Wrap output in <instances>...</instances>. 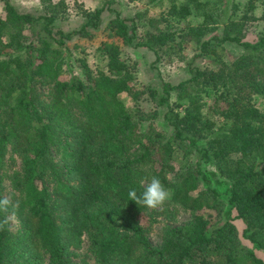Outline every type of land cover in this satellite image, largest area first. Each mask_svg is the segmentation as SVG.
Segmentation results:
<instances>
[{"label":"trees","instance_id":"trees-1","mask_svg":"<svg viewBox=\"0 0 264 264\" xmlns=\"http://www.w3.org/2000/svg\"><path fill=\"white\" fill-rule=\"evenodd\" d=\"M166 1L169 14L186 18L196 13L203 21L186 32L198 47L189 64L192 76L175 86L162 82L161 95L135 86L116 41L134 45L136 25L116 11L103 28L113 40L97 48L106 60L105 71L93 72L84 58L77 60V74L68 71V42L73 35L91 37L89 29L98 31L114 0L84 11L82 25L67 33L54 31L65 14L63 2L32 15L3 1L0 199L6 198L7 180V215L15 217L18 228L12 233L9 220L0 229V264H74L71 249L84 236L98 264H264L254 252L264 251V109L252 102L254 96L264 100V35L254 43L242 36L256 4L262 6L264 21V0H246L245 13L207 39L220 16L209 8L210 1ZM171 36L158 33L135 45L156 55L155 47ZM223 43L240 47L241 54L224 61L217 51ZM204 56L213 69L192 66ZM211 90L205 113L203 95ZM172 92L174 106L169 103ZM122 94L133 100L148 95L164 106L169 137L133 118ZM176 149L184 157L199 155L228 180L226 204L199 164L174 159ZM8 154L20 161V169L11 174L4 173ZM152 177L170 190L171 204L191 215L187 224L166 228L158 246L147 237L148 208L128 195L131 190L139 195L141 180ZM225 208L230 218L222 220ZM4 216L0 213V220ZM234 220L242 222V238L252 249L241 243Z\"/></svg>","mask_w":264,"mask_h":264},{"label":"rangeland","instance_id":"rangeland-1","mask_svg":"<svg viewBox=\"0 0 264 264\" xmlns=\"http://www.w3.org/2000/svg\"><path fill=\"white\" fill-rule=\"evenodd\" d=\"M3 1L10 3L17 11L21 13H29L32 15H40L49 11L52 5L63 2L61 8L65 14L56 22L54 31H62L64 33L78 29L82 23V13L84 11H92L101 7L103 0H0V10L3 6ZM210 1V9L214 14H220L219 18L215 19L216 24L209 28L204 39L210 38L214 34L221 33L223 25L230 20H236L245 13L246 0H205ZM184 0H179L178 4H182ZM236 5V9L232 8ZM169 3L166 0H161L156 3H150L147 0H114L111 5L112 11L104 12L100 19V27L98 31L89 29L91 37L72 36L68 46L72 52V61L68 71L73 74L79 72V58H84L89 68L94 72L96 70L105 71L106 60L97 48L102 42H111L107 33L103 28L107 23L114 18V11L118 12L123 19L134 20L136 25V39L134 45L126 46L121 41L118 42L121 51V58L132 71L134 84L138 88H150L157 95H161L160 85L162 82H167L172 86L188 80L192 73L190 72L189 64L194 56L198 53L196 42L187 35L188 27H196L203 18L200 14H191L186 18H179L169 14ZM60 9V7H59ZM249 19L242 28V36L244 41L254 43L260 36L264 35V21L261 19L263 15L262 6L256 4L254 10L250 13ZM211 27V26H210ZM158 33L172 35L171 40H167L164 45H157L156 55L153 51L145 47H137L136 43L145 42L151 36H157ZM224 61L230 60L232 57L241 54V48L232 43H223L217 47ZM192 66L201 69H213L214 65L210 63L209 57L194 59ZM214 91H209L203 95L204 112L206 113L208 106L214 96ZM120 99L125 104L127 110L133 118H140L143 126L151 125L157 131H160L165 136L169 137L170 127L164 119L166 108L158 105L156 100L151 99L148 95L142 96L138 100L131 99L127 94H122ZM253 104L260 110L264 109V100L261 97L254 96ZM170 105L174 106L176 102L175 92H172L169 99ZM214 121L220 124L221 120L217 117ZM183 151L176 149L173 157L182 165L199 164L202 171L209 177L210 186L215 189L220 195L221 200L226 204L225 191L229 187V182L221 176L216 168L211 163L200 161L199 155L193 153L184 157ZM7 166L4 173L11 174L20 169V161L14 156L8 154L6 156ZM150 181H145V184ZM204 186L201 185L200 189ZM11 192L9 181L3 183V195L8 198ZM148 212L151 218V225L147 232V237L152 246H158L162 241V234L166 228L180 227L187 224L191 215L188 211L181 209L168 202L161 208L149 209ZM230 218L227 208L222 214V220ZM11 232L15 233L18 228L17 220L14 216L10 217ZM238 236L241 243L249 249L251 245L242 238L243 224L240 220H234ZM72 261L74 264H98L92 255L89 247V241L84 236L82 244L71 249ZM257 257L264 261V251L254 250ZM47 261L45 260L46 264Z\"/></svg>","mask_w":264,"mask_h":264},{"label":"clouds","instance_id":"clouds-1","mask_svg":"<svg viewBox=\"0 0 264 264\" xmlns=\"http://www.w3.org/2000/svg\"><path fill=\"white\" fill-rule=\"evenodd\" d=\"M141 184L144 185L143 191L138 195L135 190L129 192V199L134 201L137 205H143L149 209L161 208L171 198V192L165 188L158 177H152L150 182L145 184L144 180H141ZM11 206V202L7 198L0 199V213H4V219L0 220V229H3L9 222L8 212Z\"/></svg>","mask_w":264,"mask_h":264}]
</instances>
